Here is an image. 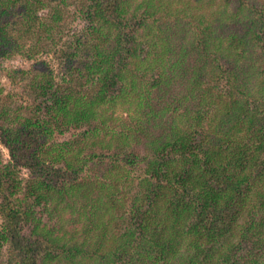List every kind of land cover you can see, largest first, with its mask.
<instances>
[{"label":"trees","instance_id":"obj_1","mask_svg":"<svg viewBox=\"0 0 264 264\" xmlns=\"http://www.w3.org/2000/svg\"><path fill=\"white\" fill-rule=\"evenodd\" d=\"M73 1L85 28L48 35L58 76L45 61L13 71L35 107L0 112V264H264V1L192 0L157 33H126L123 0H12L0 17L50 4L61 22ZM107 101L126 115L101 116ZM70 203L71 246L41 227Z\"/></svg>","mask_w":264,"mask_h":264},{"label":"rangeland","instance_id":"obj_2","mask_svg":"<svg viewBox=\"0 0 264 264\" xmlns=\"http://www.w3.org/2000/svg\"><path fill=\"white\" fill-rule=\"evenodd\" d=\"M11 1L12 0H0V12L4 11L6 9L5 5H9ZM29 1L30 0H25L26 7L30 4ZM190 1L192 0H123V6L129 14L127 16H121V12H119L120 17H118L122 20L126 33L137 29L144 23H147L146 26L150 27L152 32L157 33L159 30L156 29L154 21L159 20L160 23L165 21L170 23L172 21L171 17L178 14L173 11L179 8L185 9L186 3ZM261 1L264 0H259L260 3ZM65 4L67 6H64L62 11L66 12V14L64 19L62 18L61 22L60 16L56 18L51 16L50 4L43 8L36 5L34 7L35 11L33 12H26L25 10V17H23L24 4L16 2L17 8H15V12H12L9 15L5 14L6 16L0 17V25L3 27V29H0V33H7V36L16 44L17 47V54L14 56L0 58V112L5 110L3 107L7 106V109L24 108V110L21 111L28 115L32 114L34 110L33 108L35 107L34 98L31 97L28 87H26V82L23 81L22 78L19 79L18 75L13 73V71H30L36 63L45 61L53 70L55 77L58 76L60 72V64L54 52L56 48L53 43L48 40V35H51V37H53V35L55 36L53 32L55 30L59 35V39L60 37H64V39H66L68 35L83 30L86 24V21L80 15L81 12L78 7V1L66 2ZM55 6L57 5L55 4ZM221 6H223V0H214V9H219ZM231 8L236 11L238 6L231 4ZM8 10L11 12V9ZM135 12H137L136 16H132ZM144 12L148 13L147 15H151L152 18L147 17V15L143 14ZM137 19L140 20L137 21ZM48 26L50 30L46 32ZM143 27L139 28L140 33L144 32ZM0 37H2V35H0ZM10 75H12L13 78H11ZM44 112L45 111L40 112L38 116H41ZM99 113H101V116L113 115L120 118L126 115L125 111L122 110L121 102L111 105L109 101H107L100 108ZM17 114L20 115V111H17ZM101 116H99V118H101ZM79 133L80 131L75 129H71V132L65 134L57 133L52 140H49L48 145L62 144L69 140H73L77 138L76 136H78ZM0 150L4 155V161L6 163L9 162L11 157L2 142V130H0ZM18 171L21 174L20 179L24 187L29 179V171L25 168H18ZM19 196L22 198V195L19 194ZM72 205L73 203L68 205L67 211L64 212V210H61L58 212L60 215L59 219H53L51 217L50 213L54 210L51 208V205H49L44 217V220L46 221L41 224L42 228L45 225H48L49 229L53 231L54 235L58 238L62 236L63 231L64 235H66V239L71 238L68 237L69 232H73L76 237L68 242L69 246L74 245L75 242H78L81 238L84 242V233L82 232L83 221L77 215L73 216L74 211L72 210ZM59 224L60 231L58 229ZM62 224H64V226H62ZM1 225L2 219L0 218V227ZM77 234L79 235L77 236Z\"/></svg>","mask_w":264,"mask_h":264}]
</instances>
